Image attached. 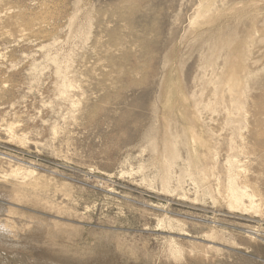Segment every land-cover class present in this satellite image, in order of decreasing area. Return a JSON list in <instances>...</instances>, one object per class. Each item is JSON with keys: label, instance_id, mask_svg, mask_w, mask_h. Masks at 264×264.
Returning a JSON list of instances; mask_svg holds the SVG:
<instances>
[{"label": "rangeland", "instance_id": "1", "mask_svg": "<svg viewBox=\"0 0 264 264\" xmlns=\"http://www.w3.org/2000/svg\"><path fill=\"white\" fill-rule=\"evenodd\" d=\"M0 222V264H264V0H0Z\"/></svg>", "mask_w": 264, "mask_h": 264}, {"label": "bare ground", "instance_id": "2", "mask_svg": "<svg viewBox=\"0 0 264 264\" xmlns=\"http://www.w3.org/2000/svg\"><path fill=\"white\" fill-rule=\"evenodd\" d=\"M235 78V77H234ZM237 78H235L234 79V81L236 80ZM232 80V79H231ZM233 81V82H234ZM231 84H233L232 83V81H231ZM238 84H239V82H238ZM239 86V85H238ZM237 88V87H236ZM234 89V88H233ZM239 89H241V87L239 88ZM20 194V193H19ZM18 195V194H17ZM19 196H21V194L19 195ZM246 198H248L249 199V203H250V205H254V196L253 195H250V194H248L246 191H242V189H240V188H238V187H234V188H231L230 189V192H229V201H230V203H231V206L232 207H239V206H241V205H245V199ZM255 206V205H254ZM5 214V213H4ZM5 218H7V217H5ZM5 218H4V220H5ZM6 224L4 223L3 224V222H0V230L1 229H6ZM9 227V226H8ZM13 227V226H12ZM3 229V230H4ZM8 229L9 228H7V231H6V233L8 232ZM12 229V228H11ZM13 230V229H12ZM2 231V230H1ZM0 234H1V232H0ZM11 234V233H10ZM5 235V234H4ZM9 235V234H8ZM12 235V234H11ZM15 237V236H14ZM10 238V237H9ZM67 240V239H66ZM0 241H3V242H6V237H4V236H2V234L0 235ZM19 253V252H18ZM23 254V253H22ZM24 256V255H23ZM206 262V261H205ZM224 263V262H223Z\"/></svg>", "mask_w": 264, "mask_h": 264}]
</instances>
